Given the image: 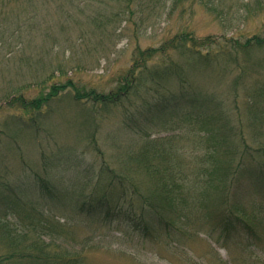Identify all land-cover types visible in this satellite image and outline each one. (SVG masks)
<instances>
[{
	"label": "rangeland",
	"instance_id": "obj_1",
	"mask_svg": "<svg viewBox=\"0 0 264 264\" xmlns=\"http://www.w3.org/2000/svg\"><path fill=\"white\" fill-rule=\"evenodd\" d=\"M258 1L225 0V4H221L227 14L223 20L203 4L194 1H187L174 8L171 0H168L166 6L154 5L156 10H149L145 16L136 5V20L131 22L127 12L117 17L113 13L120 11L126 5L125 1L48 0L45 4L39 0L36 8L28 0H0V178L14 183L24 180L34 182L40 175L54 183L59 181L58 185H62L75 177L77 186L83 184L82 179H89L83 178L82 172L81 175H74L76 169L73 167L78 171H86L93 167L124 166V161H127L123 158L122 162V153L140 151L146 141L145 135L138 132L137 137H129V133L120 128L122 114L127 111L125 107L100 111V104L87 100L85 93L91 90L109 93L117 89L129 69L138 64L142 51L158 49L167 43H177L180 39L199 40L213 36L245 40L254 34H260L264 39V8L261 13L255 14ZM19 15L25 17L22 36L14 32L20 20ZM97 15L103 16L99 18L103 22L102 27L94 22ZM20 32L21 29L17 30V33ZM188 45H192V41ZM188 47L186 45L171 50L173 69L181 71L188 83L197 85L201 96H208L211 89L220 91L237 86L242 111L240 119L246 125L243 134L254 140L256 146V139H264V130L250 124L245 86L251 82L249 87L264 90V46L251 50L244 66L248 68L250 79H243V82L236 85L232 83V76L238 72L235 65L230 69L223 59L207 64L192 56ZM202 49L205 50V46ZM58 60L70 62L62 72L56 71L54 77L43 86L40 84L41 79L51 75L49 63ZM78 60L82 61V66ZM164 62L163 54L158 52L147 63L148 71L143 73L140 68L133 71L137 82L142 84L139 88L141 92L133 95L135 105L142 101L146 88L159 92L162 89L176 91L179 88L181 81L177 73L163 80L159 77L155 81L145 74L160 71L166 67ZM145 65L142 62L140 67ZM70 81L73 83L70 87H63ZM56 89L57 94L50 96L49 103L42 109H33L29 104L40 97L43 90L48 95ZM15 93H22L27 99L8 105L6 99ZM157 94L151 92L146 95L155 101ZM23 105L30 112L25 111ZM226 105H230V102ZM155 113L156 118L149 124V131L153 132L151 137L159 138L169 134L167 130L172 123L161 122L164 116L156 110ZM36 116L38 124L33 120ZM185 123L189 125L188 121ZM180 139L182 146L178 153L182 154L183 160L193 165L198 151L194 150L191 142ZM135 163L128 162L127 165L135 166ZM189 166L182 168L189 172L192 168ZM66 167L72 168L68 170ZM249 172L255 171L248 168L242 174L239 184L241 189L233 201L243 206L250 216L255 214V221L264 224V211L254 210V201L264 205V182L250 179L252 175ZM48 173L55 175L50 176ZM196 173H199V169L189 176L192 185L190 201L194 203L195 200H205L209 207L223 203L225 195L211 188L207 182L209 175L203 174L200 179H195ZM261 176L257 173V178ZM148 181L142 185L143 191L149 190ZM66 184L70 185L69 182ZM31 193L26 197H39ZM41 195L42 200L46 198L50 203L54 200L50 195ZM237 215L242 216L240 213ZM9 217L15 221L17 216L11 214ZM155 223L156 238H140L139 243L137 240L129 241L125 234L110 231L107 225L102 226L101 221H98L96 231L104 234V237L96 233V242L101 241L103 246L88 255L87 264H264V243L262 247H246L247 243L239 235L224 244L225 236H220L221 229L208 223L196 225L191 234L187 231L185 234L166 236L159 230L161 222L156 220ZM258 230L264 234L262 226ZM113 233L117 235L116 238L112 237Z\"/></svg>",
	"mask_w": 264,
	"mask_h": 264
},
{
	"label": "trees",
	"instance_id": "obj_2",
	"mask_svg": "<svg viewBox=\"0 0 264 264\" xmlns=\"http://www.w3.org/2000/svg\"><path fill=\"white\" fill-rule=\"evenodd\" d=\"M42 1L48 3V0ZM117 1H125L126 5L122 6L120 11H113L114 15L117 17L127 12L131 22L136 20L134 16L138 7L145 16L149 10H156L158 5L166 6L168 2V0ZM187 1L203 4L222 20L227 15L225 8L221 6L225 4V0H171V4L175 8ZM28 2L37 8L39 0H28ZM257 7L256 15L263 10L264 1H258ZM100 17L103 16L97 15L94 22L102 27L103 22ZM148 17L149 14L146 18ZM18 19L20 20L17 21L16 29L18 31L21 29L22 32L17 33V30L14 32L22 36L25 31L23 29L25 17L19 15ZM189 41H192V45H188ZM186 45L189 46L188 51L192 56L204 60L207 64L223 59L230 69L235 65L238 72L232 76L234 81L232 83L236 85L243 82V79H250L248 68L244 67L245 62L248 61L251 50L264 46V39L260 34H254L245 40L213 36L199 40L180 39L177 43H167L158 49L142 51L138 64L129 69L117 89L109 93L87 91L85 97L93 103H99L100 111H110L119 106L125 107L127 111L122 114L123 121L121 119L120 128L125 129L129 137H137L138 132L145 135L146 141L140 151L129 150L127 153H122V162L123 158H126L127 163L136 162L135 166H128L124 161L125 165L119 168L93 167L86 171H78L73 167L76 169L74 175H81L82 172V177L89 179L86 181L81 178L83 184L77 186H75V177L68 181L70 185L66 184L68 182L58 185L59 181L54 183L51 179L40 175L34 182L24 180L14 183L9 179L0 178V264H87L88 255L103 246L101 241L96 242V233L104 237V234L96 231L98 221H101L102 226L107 225L110 231L119 235L125 234L131 242L137 240L140 243V238H156L155 221L158 220L161 222L159 230L166 236L176 233L185 234L187 231L191 234L196 225L208 223L221 229L222 234L219 235L225 236L224 244L241 235L240 239L247 243L246 247H262L264 234L258 232V228L260 226L264 228V224L255 221L256 215L250 216L243 209L244 207L239 206L233 199L241 189L239 185L241 177L248 168L255 171L249 172L252 175L250 179L264 182V139H256L255 146L254 140L243 134L246 125L243 119H240L242 111L239 104L240 91L237 86L220 91L211 89L208 96H201L197 85L188 83L181 71L173 69L171 50ZM204 46L205 50L202 49ZM158 52L163 54L166 67L145 74L150 76V80H158L159 77L163 80L177 73L181 81L179 88L176 91L162 89L160 92L146 88L145 94H142V101L135 105L133 95L141 92L139 88L142 84L137 82V76L133 71L138 68L142 69L143 73L148 71L147 63L153 60ZM78 61L82 66V61ZM69 62L58 60L49 63L48 69L51 75L48 78L43 77L40 84L44 86L54 77L56 71L62 72ZM142 62L146 63L144 67H140ZM72 84L70 81L63 87L68 88ZM247 84L245 93L250 124L256 129L259 127L264 130V103H262L264 90L249 87L252 85L251 82ZM76 89L80 92L79 88ZM56 91L57 89L45 95L43 90L40 97L33 99L37 105L33 100L31 102L34 104L31 102L29 104L33 109H42L46 103H49V97L57 94ZM151 92L158 93L155 101L146 95ZM21 94L15 93L9 96L6 103L12 105L18 103V100L25 101L27 98ZM129 100L131 101L128 105ZM227 102H230V105H226ZM261 105V109H258ZM23 109L30 112L26 106ZM155 110L159 115L164 116L161 122L172 123L167 130L169 134L159 138L151 137L153 132L149 131V124H152L156 118ZM175 117H179L178 120L175 121ZM33 120L38 124L37 116ZM185 121H188L189 125ZM180 138L191 142L194 150L198 151L194 156L193 165L186 159L184 161L182 154L178 153V149L182 146ZM188 166L192 168L189 172H185L182 167ZM66 168L70 170L72 167ZM198 169L199 173L195 174V179H200L203 174L209 175L207 182L211 188L225 195L223 203L209 207L205 200L201 202L195 200L194 203L190 201L192 185L189 176ZM257 173L262 176L257 178ZM48 175L55 174L48 173ZM147 179L150 184L149 190L143 191L142 185L145 181L147 183ZM33 188L35 189L32 190ZM30 192L34 193H31L32 196L36 194L39 197L27 198ZM41 194L50 195L54 200L51 203L46 198L42 200ZM254 202L256 212L264 211V205ZM238 213L242 216L237 215ZM11 214L17 216L15 221L9 217ZM242 221L244 222L240 224ZM115 233L112 237L116 238Z\"/></svg>",
	"mask_w": 264,
	"mask_h": 264
}]
</instances>
